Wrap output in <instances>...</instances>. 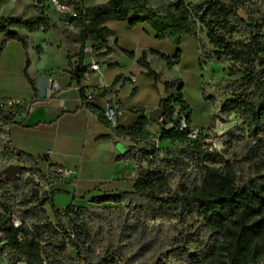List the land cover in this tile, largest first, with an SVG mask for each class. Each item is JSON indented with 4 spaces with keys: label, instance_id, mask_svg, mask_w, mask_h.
Masks as SVG:
<instances>
[{
    "label": "trees",
    "instance_id": "trees-1",
    "mask_svg": "<svg viewBox=\"0 0 264 264\" xmlns=\"http://www.w3.org/2000/svg\"><path fill=\"white\" fill-rule=\"evenodd\" d=\"M5 0H0V4ZM264 2V0H263ZM239 0H197L190 5L184 0H109L93 5L85 11L79 10L74 23L80 28L81 50L89 38L100 40L97 46L106 44L110 30L102 26L109 19L127 21L130 25L148 23L158 39H171L181 45L188 35L196 36L205 27L210 43L223 54L251 71V81L257 90L252 98H240L230 102L224 114L236 113L247 123L250 139L241 143V158L226 160L224 153L204 148L202 139L192 141L186 132L164 130L159 141H176L184 147L186 158L197 168L194 178L182 172V181L172 193L173 184L169 171L154 166L151 156L155 151L141 148L134 151L131 146L129 158H143L149 167L137 169L133 191L117 195H106L95 199L98 204L124 203L117 213L111 207L76 208L69 205L58 209L52 197L44 193L40 198L31 191L24 192L21 180H0V232L4 233L11 247L10 261L26 264H155L167 250L179 251L189 264H261L264 260V64L260 73L252 70L253 57L264 55V41L252 32L249 21L239 14ZM89 22L91 26L89 25ZM10 28H25L29 31H48L50 25L38 18L31 22L24 19H7L0 16V34L5 35L3 46L12 40L20 41L24 48L27 42L17 31ZM239 32L244 38L232 41ZM1 50V49H0ZM41 51V48L38 49ZM134 56L133 53H128ZM181 50L173 59L163 55L170 68L180 62ZM81 58V55H80ZM139 63L154 77L156 85L161 75L147 61L144 53ZM29 63V60H28ZM74 74L83 76L80 66ZM28 80L34 90L35 83ZM166 95L160 106L165 113L164 121L172 119L176 108L184 113L191 124L192 109L184 98V84L180 79L163 82ZM176 93L167 95L171 88ZM85 99H88L85 96ZM9 100L0 104V143L8 137L17 121V114L7 106ZM100 119L109 123L104 112L86 102ZM15 104L12 108H16ZM152 121L141 115L138 124L130 129H120L135 142H147L153 135L149 126ZM110 124V123H109ZM1 150V144H0ZM18 161L27 165V172L38 175L44 185L51 181H62L53 170L49 175L36 169V160L24 153H17ZM218 157L220 167L206 164L205 159ZM182 171V170H180ZM57 191H52L54 195ZM50 204L57 223L50 219L45 206ZM189 217L201 219L209 233V241L201 251L191 253L182 248L192 240L187 235L172 238L164 232V222ZM20 224L16 225L15 221ZM159 222V223H158ZM110 236L111 239L108 238ZM109 241L107 247L106 243ZM71 247L75 257H67L64 251ZM105 247V249H104ZM181 250V251H180Z\"/></svg>",
    "mask_w": 264,
    "mask_h": 264
},
{
    "label": "crops",
    "instance_id": "crops-1",
    "mask_svg": "<svg viewBox=\"0 0 264 264\" xmlns=\"http://www.w3.org/2000/svg\"><path fill=\"white\" fill-rule=\"evenodd\" d=\"M93 1L87 4L82 0V6L98 5ZM0 5L3 6L1 17L31 22L39 18L33 0H5ZM102 26L110 30L105 37L106 44L97 46L100 40L89 38L83 51L80 28L74 22L62 25L58 16L54 17L48 31L10 28L27 42V49L16 40L3 46L5 35L0 34V104L9 100L8 108L22 123L11 128L7 137L10 145L17 153L35 160L48 159L53 166L76 170L75 179L62 178V181L45 185L48 197H52L58 209L69 205L105 207V203L98 204L95 199L134 190L138 159L128 155L137 142L117 128L135 127L141 115L148 117L151 110L160 106L163 97L154 77L148 75L138 61L144 53L160 73L162 82L182 81L188 104L190 78L184 73L195 77L199 91L202 83V47L195 36L188 35L177 45L171 39H158L148 23L130 25L127 21L109 19ZM178 50H181L180 62L170 68L162 56L173 59ZM185 57L197 61V68L181 67ZM154 61L160 67H156ZM97 62L98 69H93L92 63ZM78 66L83 70L81 78L74 74ZM51 82H55L56 87L50 92ZM88 92H93V96L85 99ZM176 92L177 87L171 88L167 95ZM200 96L198 103H207ZM86 102L102 112L110 105L116 106L118 127L103 122ZM13 104L17 107L12 108ZM190 107L193 110V104ZM191 125L202 128L194 124L192 117ZM149 128L151 130V125ZM52 191L57 193L52 195ZM47 205V210L53 213L50 204ZM0 264L26 263H12L0 256Z\"/></svg>",
    "mask_w": 264,
    "mask_h": 264
},
{
    "label": "rangeland",
    "instance_id": "rangeland-1",
    "mask_svg": "<svg viewBox=\"0 0 264 264\" xmlns=\"http://www.w3.org/2000/svg\"><path fill=\"white\" fill-rule=\"evenodd\" d=\"M95 1L96 4H103L107 3L109 0ZM184 1L186 4L190 5L197 0ZM86 2L90 4L94 1L86 0ZM1 7L3 6L0 5V9ZM238 11L246 16L245 20H248L250 15L254 16V19L249 21L252 25V32L255 35H259L260 39L264 41L263 0H239ZM245 36L246 33L239 32L231 40L235 41ZM195 37L199 39L202 47V58L200 62L202 83L200 91L198 86L195 85V77L188 73H184L190 78L188 100L189 105L193 104L192 120L195 125L202 126L204 131L201 135V139L208 145L209 150L223 152L226 160L233 159L234 161L235 158L236 161V158L240 159L242 157L241 143L250 139L251 135L247 123L240 115L236 113L226 115L224 114V109L234 100L252 98L257 95V90L253 86L250 78L252 74L250 70L245 69L241 64L235 63L228 54H223L219 48L214 47L210 43L205 27L199 29ZM188 39L187 41H190L191 38ZM186 48L189 50L188 46ZM262 64H264V55L253 57L252 70L260 73ZM154 65L160 67L157 61H154ZM185 65L189 66V68H197L198 62L194 61L191 57H185L181 67ZM200 94L207 103H198L197 100L201 97ZM175 112H180L179 107L176 108ZM161 120L162 118L160 121H152L150 124L153 135L162 133ZM0 144V170L11 163L19 162L17 152L10 145L7 137H5ZM141 148L155 151L156 155L151 156V159L154 161L153 167L157 165L169 171L170 181L173 184L172 193L176 191L178 185L182 181L181 176L183 171H185L184 175L191 178L195 177L197 168L190 159L186 158L184 151H182L184 147L180 146L178 142L170 140L158 141L155 144L152 140H148L145 143L137 142L134 151L136 152ZM204 162L209 166H215L217 168L222 165V160L215 156L211 159H205ZM142 166L147 168L149 167V163L143 158H139L136 166V175L137 169ZM28 174L31 173L27 172L26 169L22 177L19 178V180H21L20 187L24 192L32 190V185L25 182V176ZM36 178L38 182L36 187L40 189L39 197L44 198V193L46 192L44 180L38 175H36ZM104 205L105 207H107L106 205H110L108 207H111L112 213L114 214L117 213L120 207H126L124 203L107 202ZM47 213L50 219L57 223L54 213L49 209ZM163 230L172 238L181 237L182 233H184L183 236H191L192 240L182 248V250L186 248L189 249L191 253H194L195 250H203L204 246L210 240L209 233L203 227L202 221L198 217H189L185 222L180 221V219L167 220L164 222ZM108 238L111 239L110 236H108ZM108 243L109 241H107L105 247H107ZM64 255L67 257H75L76 251L68 247L64 251ZM183 260L186 259L179 251L170 252L167 250L159 257V260L155 264H184ZM187 264H189L188 261ZM261 264H264V260Z\"/></svg>",
    "mask_w": 264,
    "mask_h": 264
},
{
    "label": "built area",
    "instance_id": "built-area-1",
    "mask_svg": "<svg viewBox=\"0 0 264 264\" xmlns=\"http://www.w3.org/2000/svg\"><path fill=\"white\" fill-rule=\"evenodd\" d=\"M33 6L40 18H43L50 26L51 22L55 16L59 17L60 23L62 25H71L74 22V19L79 17V10L85 11L86 8L82 6V0H34ZM93 69H98L99 63H92ZM56 87L55 82H51L49 85V91L51 92ZM88 99L92 98L93 92H88L85 95ZM106 119L109 121L110 125L114 128L118 127V108L116 106H108L104 111ZM162 122L161 132L164 130H175L178 132H186L187 137L192 140L201 139L203 133L202 128L193 127L189 122L184 113L175 112L172 119ZM155 135L151 137L152 142L155 144L159 141V138ZM204 148H208L206 143ZM36 169L41 171L45 175H49L50 171L53 170L59 177L65 179H75L76 170L73 168L62 167V166H53L50 164L48 159H37L36 160ZM36 176V175H35ZM78 208V205H74ZM16 225L20 224L19 220L15 221ZM4 233L0 232V256L6 261H10L11 257V247L7 245V241L3 238ZM184 264H187L186 260H183Z\"/></svg>",
    "mask_w": 264,
    "mask_h": 264
},
{
    "label": "water",
    "instance_id": "water-1",
    "mask_svg": "<svg viewBox=\"0 0 264 264\" xmlns=\"http://www.w3.org/2000/svg\"><path fill=\"white\" fill-rule=\"evenodd\" d=\"M239 14L245 19L246 16L243 13ZM158 89L162 96L166 95L165 85L162 81L158 83ZM165 113V109L163 106H159L153 110H151L148 114V117L153 122H158L163 117ZM27 169V165L22 162H15L11 163L8 166L2 168L0 170V180L1 181H9V180H16L22 177L24 171ZM25 182L32 185V191L35 193L36 196L39 197L40 189L36 187L37 178L35 175L28 174L25 176ZM125 264V263H121Z\"/></svg>",
    "mask_w": 264,
    "mask_h": 264
}]
</instances>
